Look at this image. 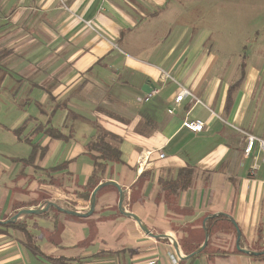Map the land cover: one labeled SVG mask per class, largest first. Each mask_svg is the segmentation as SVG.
I'll list each match as a JSON object with an SVG mask.
<instances>
[{
  "label": "crops",
  "instance_id": "crops-1",
  "mask_svg": "<svg viewBox=\"0 0 264 264\" xmlns=\"http://www.w3.org/2000/svg\"><path fill=\"white\" fill-rule=\"evenodd\" d=\"M233 3L221 18L222 1L0 0V264H264L235 248L238 230L241 249H264V165L257 145L245 153L248 136L264 140V0ZM99 134L121 157L97 186L117 184L124 210L182 256L208 231L196 257L122 216L112 186L87 218L49 207L17 220L28 236L4 228L48 203L85 213ZM183 169L190 186L168 192Z\"/></svg>",
  "mask_w": 264,
  "mask_h": 264
},
{
  "label": "trees",
  "instance_id": "trees-1",
  "mask_svg": "<svg viewBox=\"0 0 264 264\" xmlns=\"http://www.w3.org/2000/svg\"><path fill=\"white\" fill-rule=\"evenodd\" d=\"M19 131L20 129L15 131V133H19ZM40 131H42L43 134H45L46 136L52 139H63L64 138L63 135H61L58 131L54 129L48 128L43 131V129L39 127L38 129H36L35 132H40ZM107 138L109 139L107 135L99 134L93 140H91L88 144V151L90 153L95 154L93 156V161H94L93 174L90 177L89 184L87 185L89 190H92L95 186H97V182L99 181V178L103 176L105 169H106V164L108 162H120L121 153L119 149L116 146L110 145L106 140ZM31 147H32L31 153L25 161L33 163L39 152L38 151L39 147L33 144L31 145ZM40 153L42 155V151ZM177 176L178 177L176 180L167 183L166 189L170 193H176L177 190L188 188L192 182L193 172L190 169H183L177 174ZM89 194H90V191H86V192L84 191L81 194L79 193V195L84 196L86 199L89 198ZM4 228L19 230L22 233H24L25 236L29 235L27 233L26 227L20 221H16L15 223L5 224ZM207 234H208V231H207ZM197 248L198 247L189 249L188 251L189 254L193 253L195 250H197ZM261 252H264V249H262ZM221 256H223V254H221ZM194 257L196 256H193L192 258ZM255 258L264 260V253L258 256H255Z\"/></svg>",
  "mask_w": 264,
  "mask_h": 264
},
{
  "label": "water",
  "instance_id": "water-1",
  "mask_svg": "<svg viewBox=\"0 0 264 264\" xmlns=\"http://www.w3.org/2000/svg\"><path fill=\"white\" fill-rule=\"evenodd\" d=\"M107 186H112L114 187L119 195V201H118V212L127 218H130L132 220H134L141 228V230L148 235L149 237L155 238V239H159V240H168L170 243H172L175 252L177 254V256L179 257L180 260H185V259H189L197 254H199L200 252L203 251V249L207 246V242H208V234L207 232H205L204 234V242L203 244L193 253L187 255V256H182L177 248V244L175 242V240L173 238H171L170 236H166V235H153L151 232H149L145 227H143V225L141 224V222L139 221V219H137L133 214L127 212L124 210L123 208V197H124V193L123 191L120 189V187L113 183V182H104L99 184L92 192L89 198V209L83 213V212H79V211H66L63 210L59 207H57L55 204L52 203H48L44 208H38V209H24V210H20L18 211L14 216L11 217V219H9L6 224L9 223H15L20 217L25 216V215H37V214H41L45 211L48 210L49 207H54L55 209H57L58 211L65 213V214H69L71 216H75V217H79V218H87L89 217L93 211H94V207H95V199H96V194L97 192H99L102 188L107 187ZM206 220V219H205ZM203 221V226L205 225L206 221ZM237 236H236V242H235V248L238 252H241L245 255H251V256H258L260 254H263L264 252H250L247 250H243L240 247L239 241H240V236H239V232L238 230H236Z\"/></svg>",
  "mask_w": 264,
  "mask_h": 264
},
{
  "label": "built area",
  "instance_id": "built-area-1",
  "mask_svg": "<svg viewBox=\"0 0 264 264\" xmlns=\"http://www.w3.org/2000/svg\"><path fill=\"white\" fill-rule=\"evenodd\" d=\"M153 93H156V91H153L152 93H149L147 94L143 99L142 101H148L149 98L152 96ZM190 93L185 90V89H181V91L178 93V95L176 96L175 98V103L178 104L179 102H181V100L183 98H185L186 96H188ZM141 101V100H140ZM169 113H171V111L169 110ZM182 127L183 129L191 132V133H201L204 129V123L199 121V120H189V119H185L183 122H182ZM254 145H257L261 155H262V160H263V165H264V140H260V139H256L252 136H248L247 137V143H246V147H245V153L246 155L249 154L251 152V150L253 149V146ZM150 153L146 152V153H143L141 156H140V159H139V167L141 166V160L144 159V162L146 161L147 157L149 156ZM164 155L163 154H160L159 155V158H163ZM143 162V164H144ZM55 198H59L61 199V196L58 194V195H55ZM263 245H264V238H263ZM264 247V246H263ZM150 264H153V263H150Z\"/></svg>",
  "mask_w": 264,
  "mask_h": 264
},
{
  "label": "rangeland",
  "instance_id": "rangeland-1",
  "mask_svg": "<svg viewBox=\"0 0 264 264\" xmlns=\"http://www.w3.org/2000/svg\"><path fill=\"white\" fill-rule=\"evenodd\" d=\"M208 1H211V2H214V4L216 3L217 5H220V1L223 2V6L226 8V11H223V12H215L214 15H218L219 17L221 18H229V17H232V14H229L230 12H232V7L234 6V3H233V0H208ZM210 10L212 11H216L217 9L215 8H211ZM207 27L208 29H210V31L214 32L215 28L217 27V23L216 22H210V18L208 20V23H206L204 25V27ZM229 42H234V41H229Z\"/></svg>",
  "mask_w": 264,
  "mask_h": 264
}]
</instances>
